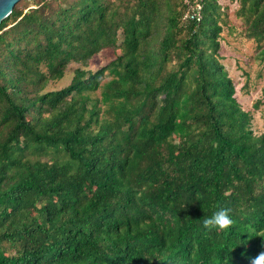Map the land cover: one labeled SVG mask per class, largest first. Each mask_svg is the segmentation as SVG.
I'll return each instance as SVG.
<instances>
[{"label":"trees","instance_id":"16d2710c","mask_svg":"<svg viewBox=\"0 0 264 264\" xmlns=\"http://www.w3.org/2000/svg\"><path fill=\"white\" fill-rule=\"evenodd\" d=\"M24 1L0 22V264H250L263 99L239 101L220 38L234 5L264 61V0Z\"/></svg>","mask_w":264,"mask_h":264},{"label":"rangeland","instance_id":"374dc122","mask_svg":"<svg viewBox=\"0 0 264 264\" xmlns=\"http://www.w3.org/2000/svg\"><path fill=\"white\" fill-rule=\"evenodd\" d=\"M21 6L25 5L24 0H20ZM236 7L225 8L227 13V25L221 32L222 62L230 76L235 80L237 97L242 105L247 109H252L254 103L263 99L258 109L253 110L252 126L256 133L262 132L264 109V61L260 60L257 42L249 39L244 34V25L235 14ZM118 49L104 48L93 56L84 67L94 70L107 63L116 56ZM76 67H83L80 63L70 62L66 68V74L56 83H49L46 89H55L68 83L73 70ZM65 76V77H64ZM108 78H105L107 80ZM99 95V92H96Z\"/></svg>","mask_w":264,"mask_h":264},{"label":"clouds","instance_id":"9594fccd","mask_svg":"<svg viewBox=\"0 0 264 264\" xmlns=\"http://www.w3.org/2000/svg\"><path fill=\"white\" fill-rule=\"evenodd\" d=\"M231 211L230 208L222 207L211 216H204L202 219V226L208 230H225L230 228L234 224V220L231 217ZM250 264H264V251L252 258Z\"/></svg>","mask_w":264,"mask_h":264},{"label":"water","instance_id":"95a60500","mask_svg":"<svg viewBox=\"0 0 264 264\" xmlns=\"http://www.w3.org/2000/svg\"><path fill=\"white\" fill-rule=\"evenodd\" d=\"M20 0H0V22L11 12L14 5Z\"/></svg>","mask_w":264,"mask_h":264},{"label":"built area","instance_id":"2783aa9c","mask_svg":"<svg viewBox=\"0 0 264 264\" xmlns=\"http://www.w3.org/2000/svg\"><path fill=\"white\" fill-rule=\"evenodd\" d=\"M200 0H183L184 3L189 4L190 8L189 10L185 13L184 17H189V18H199V11H200Z\"/></svg>","mask_w":264,"mask_h":264}]
</instances>
